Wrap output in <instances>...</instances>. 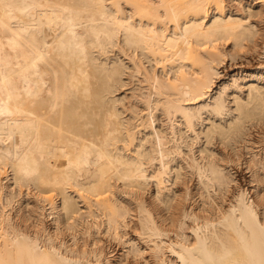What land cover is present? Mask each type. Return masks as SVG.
Returning a JSON list of instances; mask_svg holds the SVG:
<instances>
[{
	"label": "bare ground",
	"instance_id": "1",
	"mask_svg": "<svg viewBox=\"0 0 264 264\" xmlns=\"http://www.w3.org/2000/svg\"><path fill=\"white\" fill-rule=\"evenodd\" d=\"M253 51L264 0H0V264H264Z\"/></svg>",
	"mask_w": 264,
	"mask_h": 264
},
{
	"label": "rangeland",
	"instance_id": "2",
	"mask_svg": "<svg viewBox=\"0 0 264 264\" xmlns=\"http://www.w3.org/2000/svg\"><path fill=\"white\" fill-rule=\"evenodd\" d=\"M239 7V6H238ZM240 8V7H239ZM236 9V8H235ZM241 9V8H240ZM255 52H257V51H253L251 54H249V56H248V58L249 59H247V58H245V57H240V58H242V59H240V58H238L237 60H234V62H235V64H234V62H231L230 60H227L228 62H227V66H229L228 68H225L224 69V71H223V73H226V72H230V71H232V70H235L237 67H240V65H242V66H244L245 68H247V69H249V70H253V69H255V67H257L258 65H260V63L261 64H264V56H262V55H260L259 53H256L255 54ZM260 57V58H259ZM249 62V63H248ZM238 63V64H237ZM242 63V64H241ZM245 63V64H244ZM234 65V66H233ZM230 66H232V67H230ZM237 168L236 167H234V170H236ZM239 170H241V169H239ZM238 170V171H239ZM240 172V174L242 175V174H245V170L243 171V172H241V171H239ZM239 172H237V174L239 173ZM25 188H27V190L25 189ZM24 188V191L25 192H27L26 193V195H30L29 197H32L34 194H35V197H36V195H37V193H36V191L34 190V188H28V187H25ZM32 190H33V192H32ZM23 191V193H25ZM34 191H35V193H34ZM34 193L33 195H32V193ZM23 193L21 194V196L23 195ZM53 194L55 195V197H56V199H59V197L57 196L58 194L57 193H55V192H53ZM24 196V198H28V196ZM32 195V196H31ZM17 198H20V196L19 197H17ZM32 198H34V196L32 197ZM129 230H131L130 231V233L132 234V235H134L135 233L133 232L134 230H133V228L131 227V228H129ZM134 233V234H133ZM65 234H68V233H66L65 232ZM106 237H107V239H106ZM103 241H105L106 243V247H107V249L108 250H111L112 251V253H114V254H116V253H118V252H121L122 251V248L124 247V245H123V247H122V242H118V240L117 239H115V238H110V237H108V236H104L103 235ZM111 239V240H110ZM130 260V264H144V263H142V261L141 260H135V259H133V258H130L129 259Z\"/></svg>",
	"mask_w": 264,
	"mask_h": 264
}]
</instances>
